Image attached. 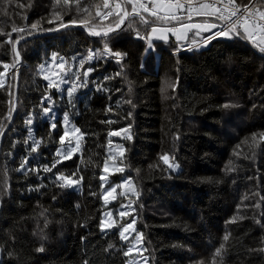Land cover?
I'll return each instance as SVG.
<instances>
[{
  "label": "trees",
  "instance_id": "obj_1",
  "mask_svg": "<svg viewBox=\"0 0 264 264\" xmlns=\"http://www.w3.org/2000/svg\"><path fill=\"white\" fill-rule=\"evenodd\" d=\"M78 2L0 0V75L13 68V46L22 37L73 20L87 19L96 30L115 25L95 18L103 0L83 4L92 5L95 27L88 13L76 11ZM152 25L133 18L105 39L68 28L19 45L15 117L0 145V264H127L119 228L133 217L146 264H264V52L242 30L201 49L177 52L172 37L146 48L137 30L147 36ZM105 41L124 55L88 60ZM52 54L74 63L83 87L71 97H58L39 72ZM13 91L11 75L0 85V134ZM46 97L82 133L80 152L59 163L62 126L60 117L55 129L42 117ZM121 127L130 136L118 139L119 164L138 196L120 225L101 231V172L109 133ZM60 175L77 179L79 190L61 186Z\"/></svg>",
  "mask_w": 264,
  "mask_h": 264
},
{
  "label": "snow or ice",
  "instance_id": "obj_2",
  "mask_svg": "<svg viewBox=\"0 0 264 264\" xmlns=\"http://www.w3.org/2000/svg\"><path fill=\"white\" fill-rule=\"evenodd\" d=\"M10 2V0H9ZM87 0H79V2L76 4V11L78 13H88L89 17L91 18L90 9L92 7L91 4L88 5V7H83V4L86 3ZM257 0H249V3L253 5V7H249V4H241L238 5L236 3V0H227V3H224L223 0H210L208 3L200 2V0H197L196 4L194 5L192 0H187V3L184 2V0H121V2H116L114 6L110 4V0H103V9L104 11L99 10L100 6L97 5V11L95 12V18H100V20H107L108 18H113L116 23L113 27L112 23L109 22L107 29L103 32L101 31H95L92 29H89L91 35L100 36L103 35L104 37H108L109 34L116 30H122L121 26L125 23L126 20H131L133 18H137L139 20L140 24L143 25H165L163 27H157L152 26L151 33H149L147 36L140 35V32L137 30V37L140 39H147L149 46L151 47L152 41L154 39H160V40H167L168 33H172L175 35L177 41H180L182 39H185L187 37V34L192 29H197L200 31L210 32L211 35L207 37L208 40L214 39L216 37H231L233 34L235 35H241V30H243V34L247 35L248 37H254L255 35L259 34L261 37V40L264 41V10H261L260 8H255ZM259 3L264 6V0H259ZM64 5H69V0H63ZM219 5V6H218ZM130 6V10L128 8ZM62 11L68 12L71 11V7L63 8ZM184 12H187V21H182V15ZM144 13L148 14V17L155 18L154 20H149L145 17ZM205 16V17H212L214 20L219 21V23L216 22H210L209 20H204L202 23H193V16ZM57 18H60L59 16ZM91 18L93 21V26H96V19ZM258 18V19H257ZM52 21H49L51 23ZM73 24L76 23L75 20L72 21ZM81 23L85 26L88 24V20H83ZM171 24H176L177 26H167ZM62 27L66 26L64 24L61 25ZM129 27H132V23H129ZM32 28H37L36 24L32 25ZM216 31H213V30ZM258 30V32H257ZM13 32L17 31H24L23 28L17 29L13 28ZM11 42V41H9ZM191 50V48L189 49ZM261 52H264V47L260 48ZM100 55H111L115 57H122L121 53H114L111 51V49L108 46L107 41H105L103 52H97V53H89V56L87 57L88 60L97 58ZM17 58L19 57V53H16ZM55 60V57H54ZM84 61H81V65H83ZM60 68H63V63L57 65ZM5 69L8 68V65H4ZM41 71H43V66L41 67ZM84 72L83 75L85 77L88 76L89 72ZM119 75V74H118ZM45 80H48L49 77L45 76ZM107 79V78H106ZM49 88L52 87H59L58 84H54L53 82H49L48 84ZM75 88L70 89L68 91L69 97H71L73 91ZM46 99H51V97H46ZM51 112L50 108H44V113L47 115ZM9 119L11 116L8 117ZM65 122L68 121V115L65 114ZM27 123L31 124L32 121L29 119ZM52 129H55L57 125L53 123L51 125ZM80 133V129L76 128L74 129V132H70L68 130L65 131L64 135L60 137L61 144H64L65 138L75 134ZM116 134V133H113ZM77 140H79V136L77 137ZM35 144L39 142L34 141ZM79 148V144L76 145V148H73L71 146V140H68V147L66 149H63L61 151L57 152V155H64L65 159L71 158L73 153ZM32 151H37L36 147L32 148ZM66 153V154H64ZM162 160L167 164L168 163V157L163 156L161 157ZM59 163V161H57ZM23 167V165L21 166ZM56 164H53L51 168L45 167L44 171L50 172L52 171V168H55ZM169 167L172 168L174 165L169 164ZM105 172H107V164H105ZM118 172H122L123 169H117ZM57 179L65 180V185L61 186H72L79 181L73 180L71 178H65L63 175H60L57 177ZM102 180L107 181V176H102ZM126 185H130V181H125ZM116 192V187H111L110 189L106 190L104 199L107 202L109 197H113V193ZM121 195H124V193H121ZM126 212H120V216L124 217L126 216ZM114 221L105 223L101 222V231H105L106 229H110L114 226ZM128 223L122 227V230L120 231V235L122 239H127L126 233L129 232V230L133 229V224ZM139 239V236L137 237ZM228 239L227 236L224 237V240L226 241ZM224 245L222 244L220 246V249H217L216 256L221 255V250L223 249ZM42 250V249H39ZM127 255V253H126Z\"/></svg>",
  "mask_w": 264,
  "mask_h": 264
},
{
  "label": "rangeland",
  "instance_id": "obj_3",
  "mask_svg": "<svg viewBox=\"0 0 264 264\" xmlns=\"http://www.w3.org/2000/svg\"><path fill=\"white\" fill-rule=\"evenodd\" d=\"M144 15L148 17L147 13H144ZM185 16L186 15L184 12L182 15V21L188 22V21H185L187 19V17L184 18ZM148 19L153 20L152 17H148ZM192 22H200V21H198V19H195V20H192ZM152 26H155V25H152ZM163 26L165 25H162L160 27H163ZM167 26H177L178 27V25L176 24H171ZM190 32H193V36L190 35ZM199 35H200V32L197 29H195V31L191 30L188 32L187 37L185 39L177 41L175 35H173L172 33H168L167 40H169L170 37H172L175 41L180 42L181 45L184 43L185 44L196 43L195 41L196 39L194 38V36H199ZM155 40H159V39H154L153 41ZM142 41L146 43V48L153 47V41H152L151 47L149 46L147 39H142ZM197 43L198 44L195 46V48L201 49V48H205L209 44V40L203 39L201 41H198ZM54 57H55V60H54ZM61 63H63V68H60L57 66ZM42 66H43V71H41ZM13 70L15 71V68ZM14 71L11 72V74L10 73L6 74L5 72V74L0 75V85H2L5 82L6 77H9V79H11V75L14 76L15 74ZM39 72L43 79L45 76L49 77L48 80L44 79L48 84L51 81L54 84L59 85L58 88L52 87V89H54L58 93V97H61L64 95L66 97H69L68 91L70 89L75 88V90L72 93L73 95V94H76L83 87V84L81 83V81L76 77L77 71L75 70L74 63L67 62L66 59L62 56L52 54L46 62L40 65ZM45 108L51 109V112L47 115L44 113V109L42 111V117L49 121L50 126L53 123L56 124L57 119L60 117V124L62 126L61 136L64 135L66 130L70 132H74V129L78 128L69 119V117H68V121L65 122V119H64L65 113L62 115L57 114L54 102L51 99L48 100V106ZM113 133H116V134H113ZM78 136H79V140H77ZM109 136H110V139H109L108 148H107V157L104 161L102 172H101V177L107 176L108 179L107 181H104L101 179V195H102V200L106 208L102 211V214L100 217V228H101L102 221L105 222L106 224L114 221L115 223L112 228L120 225V222L123 218L120 216V212L122 211L126 212L127 215L132 213L133 212V199L137 198L138 196V193H137V190H136V187H135V184L132 178L123 172L124 168L119 164V159L121 158L123 151H124V145L121 141H118V139L123 140L125 138H128L130 136V129L128 127H121L119 129L111 131L109 133ZM68 140H71V146L73 148H76V145L79 144V148H77V150L72 155L73 157L75 154H78L81 149V140H82L81 131L80 133H75V134H72L66 137L64 144H61V141H60L57 147V150H56L57 161L59 162L66 160L63 154L58 156L57 152L63 149H66L68 147ZM105 164H107V168H108L107 172H105L104 170ZM169 164L174 165V167L172 168L169 167L170 169H172L173 171L177 170V166L168 160L167 165L169 166ZM117 169H123V171L118 172ZM64 177L71 178V177H66V176ZM71 179L77 180L74 178H71ZM125 181H130L131 184L126 185ZM63 182L65 184V180H63ZM79 186H80V182L75 185L68 186V187L73 190H79ZM111 187H116V192L113 193V197L115 198L109 197L108 201L106 202L104 199L105 192ZM121 193H124V195H121ZM133 221L135 222V217H133V219L128 223H132ZM124 225H120L119 231L122 230V227ZM133 229L134 230H129V232L125 234L127 236V239H123L127 243V254H128L127 264H146L147 263L146 258L140 255V253H142L143 251V245H142L141 234L137 232L135 229V223L133 224ZM106 230H109V229H106ZM138 236H139V239H137Z\"/></svg>",
  "mask_w": 264,
  "mask_h": 264
},
{
  "label": "water",
  "instance_id": "obj_4",
  "mask_svg": "<svg viewBox=\"0 0 264 264\" xmlns=\"http://www.w3.org/2000/svg\"><path fill=\"white\" fill-rule=\"evenodd\" d=\"M127 21L128 20H126L125 23L121 26V29L125 26V24H126ZM68 28H75V29L82 30V31L86 32L88 34V36H90L92 38H98V39H101V38H104L105 39V38H107V37H104L103 35H100V36L91 35L89 29H92V28H89V27H87L85 25H82V24H72V25H66L64 27H60L58 29H54V30H50V31H44V32L30 34L28 36H25V37H22V38L18 39L14 43V46H13L14 57H15V74H14L13 100H12V107H11V118H10L9 123L6 126V128L0 134V145H1L2 138L4 137V135L6 134V132L8 131V129L10 128V126L12 125L13 120H14V117H15V110H16L17 97H18L19 74H20V70L22 68V61H21L20 54H19V57L18 58L16 56V53L17 52L19 53V45L21 43L25 42L26 40H29V39H32V38H36V37H41V36H44V35L54 34L56 32H59V31H62V30L68 29ZM92 30H95V29H92ZM95 31H98V30H95ZM119 31L120 30L113 31V32H111L109 34V36H112L113 34L119 32ZM101 32H103V31H101ZM0 209H1V203H0ZM0 258H1V250H0Z\"/></svg>",
  "mask_w": 264,
  "mask_h": 264
},
{
  "label": "crops",
  "instance_id": "obj_5",
  "mask_svg": "<svg viewBox=\"0 0 264 264\" xmlns=\"http://www.w3.org/2000/svg\"><path fill=\"white\" fill-rule=\"evenodd\" d=\"M264 9V8H263ZM187 17V15L184 17V18H186ZM195 19H197V17L196 16H193V20H195ZM209 20L210 22H216V23H219V21H216V20H214V18H212V17H203L202 19H198V21H200V22H193V23H202L204 20ZM153 20H154V18H153ZM185 21H187V19L185 20ZM155 26H157V27H160V26H162V25H155ZM192 31H195V29H192ZM199 32H200V35L199 36H194V38L196 39L195 41H196V43H192L194 46H196L198 43V41H201V40H203V39H207V37L209 36V35H211V33L210 32H205V31H200V30H198ZM213 31H216L215 29L213 30ZM257 32H258V30H257ZM149 33H151V30H150V32ZM205 34H207V35H205ZM190 35H192L193 36V32H190ZM233 36V35H232ZM246 37H248L247 35H245ZM219 37V36H218ZM160 40V39H159ZM155 41H157V40H155ZM161 41H165V40H161ZM253 42H254V44L255 45H257L259 48H261V47H264V41H262L261 40V37H260V35L259 34H257L256 36H255V38L253 39ZM185 44V43H184ZM184 44H182V45H184ZM179 45H181V43L179 44Z\"/></svg>",
  "mask_w": 264,
  "mask_h": 264
},
{
  "label": "built area",
  "instance_id": "obj_6",
  "mask_svg": "<svg viewBox=\"0 0 264 264\" xmlns=\"http://www.w3.org/2000/svg\"><path fill=\"white\" fill-rule=\"evenodd\" d=\"M184 2L185 3H187V0H184ZM192 2H193V4L195 5L196 4V2H197V0H192ZM200 2H203V3H208V2H210V0H200ZM223 2L224 3H227V0H223ZM236 3L238 4V5H241L240 3H238L237 1H236ZM110 4H112L113 6H114V4H115V0H110ZM249 4V7H253V5L252 4H250V3H248ZM219 6V5H218ZM255 8H260L258 5H256L255 4ZM99 10H101V11H104V9L102 8V9H99ZM262 10V9H261ZM97 11V10H96ZM186 14H187V12H185ZM258 19V18H257ZM256 36V35H255ZM255 36L254 37H249L251 40L252 39H254L255 38ZM190 48H192V47H190V46H186V47H183L180 51H185V50H188L189 51V49ZM14 70L13 69H8L7 70V74L8 73H11V72H13Z\"/></svg>",
  "mask_w": 264,
  "mask_h": 264
},
{
  "label": "bare ground",
  "instance_id": "obj_7",
  "mask_svg": "<svg viewBox=\"0 0 264 264\" xmlns=\"http://www.w3.org/2000/svg\"><path fill=\"white\" fill-rule=\"evenodd\" d=\"M128 34V33H127ZM116 35V34H115ZM157 62V61H156ZM169 88V87H168ZM130 92V91H129ZM196 184V183H195ZM189 186V185H188ZM190 194V193H189ZM124 199V198H123ZM186 220H187V218H186ZM190 220V219H189ZM262 222V221H261ZM178 229V228H177ZM164 244V243H163Z\"/></svg>",
  "mask_w": 264,
  "mask_h": 264
},
{
  "label": "clouds",
  "instance_id": "obj_8",
  "mask_svg": "<svg viewBox=\"0 0 264 264\" xmlns=\"http://www.w3.org/2000/svg\"><path fill=\"white\" fill-rule=\"evenodd\" d=\"M15 65V64H14ZM15 68V66H13Z\"/></svg>",
  "mask_w": 264,
  "mask_h": 264
}]
</instances>
